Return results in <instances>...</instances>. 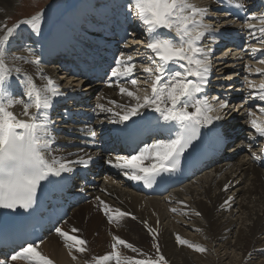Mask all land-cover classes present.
<instances>
[{
  "label": "snow or ice",
  "instance_id": "obj_1",
  "mask_svg": "<svg viewBox=\"0 0 264 264\" xmlns=\"http://www.w3.org/2000/svg\"><path fill=\"white\" fill-rule=\"evenodd\" d=\"M229 3H234L236 8L245 7L244 3L235 0H229ZM127 9L143 28L147 39L144 46L152 54L148 57L151 66L142 67L146 74L142 83L150 86V91L145 87L144 95H139L141 89L138 85L141 81L134 78L137 69L134 57L121 52L114 60L110 75L115 78L120 94L128 100L126 103L112 100L109 102L112 107L100 104L98 108L102 113L111 114L109 123L121 125L134 117L143 116L146 109L158 114L155 119L158 125L162 122L160 131L166 138L155 139L132 154L117 155L114 160L107 161L128 179L151 187L158 177L175 173L179 169L182 156L199 137L201 129L225 118L229 101L214 97L212 99L217 103L213 104L205 94L212 49L203 46L202 41L207 34L215 31L211 24L205 23L209 11L206 7L197 5L194 0H130ZM42 19L43 13L37 12L11 27L0 25V209H31L43 181L72 173L76 165L87 168L92 161L90 155L86 158L77 155L76 159H69L71 153L68 156L57 154L53 147L56 136L50 109L54 98L62 94L60 86L51 76L44 74L40 67L41 58L33 49L27 48V55H16L8 51V45L20 25H27L32 32L39 33ZM247 19L259 20V27L252 23H247V27L249 35L264 44V13L259 16L253 14ZM257 31L259 36L256 35ZM252 51L255 53L262 49L253 48ZM259 63L264 64V59ZM23 64L33 65L35 73L27 72ZM256 71L264 75V69ZM36 76H39V84ZM13 78L15 84L10 82ZM17 85L20 87L19 94L16 92ZM128 85L134 90H130ZM249 87L255 88L251 82ZM253 96L264 102V83L258 86ZM16 106L22 107L21 113L13 111ZM258 111L264 113V107H258ZM246 114L256 136L264 138V119L253 118L254 112L251 109ZM21 116L25 118L21 119ZM86 131L92 142H95L97 132L91 127ZM227 187L225 185V190ZM96 199L103 206L102 210L109 223L118 225L121 218L129 216L136 219L130 212L113 209L99 197ZM171 211L175 213L177 209L172 208ZM144 223L147 224L146 221ZM80 231L76 227L70 231L55 228L68 256L77 264L78 257L74 253L85 254L89 251L88 241L79 235ZM149 232L154 241L152 246L156 250V258L148 257L131 243L113 235L111 251L104 255H94L91 260H85L84 264H168L156 242L158 232L153 228H149ZM44 242L43 239L26 242L19 251H14L0 264L18 260L24 261V264H54L40 250ZM176 242L197 252L206 251L204 246L193 244L178 234ZM121 246L137 255H123Z\"/></svg>",
  "mask_w": 264,
  "mask_h": 264
},
{
  "label": "bare ground",
  "instance_id": "obj_2",
  "mask_svg": "<svg viewBox=\"0 0 264 264\" xmlns=\"http://www.w3.org/2000/svg\"><path fill=\"white\" fill-rule=\"evenodd\" d=\"M125 1L120 0L122 3ZM17 2L18 0H0V25H6L8 17L15 10ZM109 2L107 4L113 7L114 3ZM194 2L209 10L205 23H215L209 17L212 14L210 11L212 1L194 0ZM235 2L244 3L245 8L253 10L257 16L264 13V0H235ZM82 3H84V7L78 6L71 19L76 21L79 11L80 19L77 21V27L76 25L75 27L77 29L89 27V34L80 30L76 34L77 37L71 38V43L75 45L79 42L81 46L84 45L86 49L92 50L90 51L92 53H96L101 48L102 51L99 53L104 54L107 49H116L130 55L126 45L120 43L121 36L125 34V29L121 26L105 27L108 26V21L112 17L111 13H104V10L108 9L107 4L97 5L95 3L92 5L86 0ZM213 4H217V2L213 1ZM129 15L131 14L127 8L122 10L120 22H127ZM55 18L57 17L55 16ZM59 20L60 18L53 24V26L57 24L55 29L60 25ZM68 21L70 22V20ZM252 21H254L253 24L259 27V20ZM94 25H104V27L95 29ZM43 37L35 36L27 30V27L21 26L10 41L8 51L16 55H27L26 49H33L34 53L41 58L40 67L43 69L44 74L51 76L61 86L62 83L56 78L58 75L55 73L56 68H53L50 64L51 61L57 60L55 53L59 48L54 43L53 38ZM81 39L85 40L87 44H83ZM134 62L137 65L136 58H134ZM247 65L250 67H248L250 72L258 73L252 70L254 68L264 69V64L259 62L252 64L247 60ZM22 67L29 73H35V68L31 64H23ZM137 69L142 70L138 65ZM217 73H221L217 77L218 84L229 80L230 74H226V71L223 72L222 69H219ZM140 74L146 75L143 72H140ZM258 74L260 79H255L252 75L246 76L248 85L251 82L255 86L254 91L258 90L261 83H264V75ZM59 75L60 78L68 79L64 73H59ZM111 78V86H105L99 91H93L91 87H86L81 93H79L81 90L79 87H81L82 82L74 80L72 88L68 92L57 96L59 100L63 101V104H67L66 109L56 107L53 101L50 117L56 136V143L53 147L57 154L68 156V153H71L72 155L68 156L69 159H76L77 155L86 158V154L82 149V145L86 142L83 139L89 137L86 128L82 123L75 126L71 123L76 114L81 112V108H94L97 111L100 104L112 107L113 105L109 103L112 100L119 103L127 102L128 98L120 94L115 78ZM134 78H137L136 73H134ZM36 80L39 84V76H36ZM10 82L16 83L14 78ZM63 86L66 87L67 85L64 84ZM128 87L130 90H134L131 85H128ZM138 87L141 89L139 95L143 96V89L146 85L141 82ZM16 92L17 94L20 92L19 85L16 86ZM91 95H93L92 99L96 96V99L92 100L94 103L87 99ZM255 100L259 102L258 107H264V102L258 99ZM13 111L19 114L22 112V107L16 106ZM150 111L146 109L143 116L134 117L133 119L142 118ZM105 116L109 120L111 114L99 111V117L95 123V126L101 125L100 132L103 133V136L115 137L125 129V125L121 124L109 122L100 124L99 122ZM20 118L24 119L25 117L21 116ZM253 118L264 119V113L254 111ZM248 119L243 118L240 120L248 121ZM55 124L63 126L56 127ZM239 126L245 127L246 130L244 133L236 135L238 139L229 150L234 154L240 153L239 156H232V161L222 162L201 179L192 183L189 182L187 186L173 191L162 199L139 198L130 182L124 188L113 186L110 182H104L102 190H105L108 197L104 202L113 209L119 208L122 211L132 213V216H135L136 219L129 216L121 218L118 225L109 223L108 217L102 210L103 206L98 204L94 214L89 213L91 216H89V220L86 221V217L81 220V217L78 220L73 219L71 223L67 221L64 226H60L65 231H70L72 227L79 228L81 230L79 235L88 241L89 251L87 253H74L78 257V264H84L85 260H91L94 255H104L111 251L110 245L113 242V235L121 237L141 251L146 248L145 254L148 257L156 258V250L152 246L154 241L149 228L156 229L158 232L156 242L159 243L160 252L165 256L168 264H264V171L261 169L260 155L254 145H251L246 152H241V149L245 148L244 143L247 137L249 139L253 138L255 142L258 140L260 145L264 138H258L253 129L250 131V125L240 124ZM255 157H259V159ZM69 175L70 173H65L64 176ZM229 181H232L228 186L232 188L230 192L236 195L231 200L228 198V192H221V189ZM234 184L235 187L232 186ZM226 200L228 201L227 204L225 203ZM172 208H176L177 212H172ZM82 211L84 210L79 212ZM197 212L200 215H196ZM145 221H148V223L145 224ZM177 234L193 244L204 246L206 251L201 253L178 244L176 242ZM44 241L40 250L47 254L54 261V264H77L68 256L62 239L56 233ZM120 251L123 255L132 256L131 251L122 246ZM221 253H224L225 256L221 257ZM19 261L24 264V261Z\"/></svg>",
  "mask_w": 264,
  "mask_h": 264
},
{
  "label": "rangeland",
  "instance_id": "obj_3",
  "mask_svg": "<svg viewBox=\"0 0 264 264\" xmlns=\"http://www.w3.org/2000/svg\"><path fill=\"white\" fill-rule=\"evenodd\" d=\"M76 0H18L15 10L11 13V15L8 17V21L6 25H9L10 27L13 25L18 24L22 19L30 18L32 15L36 14L37 12H44L47 8V6H51L50 11H46L43 14L42 24H41V30L43 27H47L50 23V19L55 15H60V12L64 10V6L68 8L70 5H72ZM119 1L120 0H116ZM111 3H114L113 0H110ZM45 15V17H44ZM59 18H53L52 19V26L55 21H57ZM8 26V27H9ZM21 28V26L19 27ZM28 30H31L28 28ZM47 32V31H46ZM89 207H82L75 213V218H77L78 213L80 210L85 211V217L88 216L87 210ZM89 212V211H88ZM91 217V216H90ZM88 218L86 217V221ZM94 235V233H93ZM95 236V235H94ZM221 257H224L225 254L221 253Z\"/></svg>",
  "mask_w": 264,
  "mask_h": 264
}]
</instances>
